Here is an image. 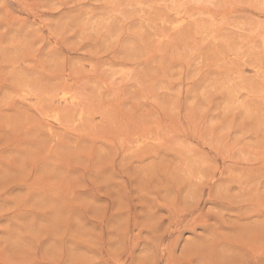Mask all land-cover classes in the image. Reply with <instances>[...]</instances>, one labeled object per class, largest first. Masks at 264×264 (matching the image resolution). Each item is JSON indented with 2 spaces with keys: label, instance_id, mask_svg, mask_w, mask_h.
I'll use <instances>...</instances> for the list:
<instances>
[{
  "label": "clouds",
  "instance_id": "9594fccd",
  "mask_svg": "<svg viewBox=\"0 0 264 264\" xmlns=\"http://www.w3.org/2000/svg\"><path fill=\"white\" fill-rule=\"evenodd\" d=\"M73 4L89 16L93 6L103 4L109 10V19L133 7L119 0H0V20L10 5L33 20L24 38L5 40L0 30V66H9L8 71L0 72V83L12 86V91L0 96V112L17 99L37 95L41 90H33L29 84L53 70L58 69L65 77L84 72L97 80L102 78V70L64 66L63 61L54 62L47 54L41 55L37 41L43 29L51 31L54 23L46 20L44 13ZM135 7L144 10L135 13L142 21L147 13L160 23H170L162 17L177 12L200 22L202 32L198 35L205 42L211 41L214 49L208 62L219 68L221 75L218 86L206 89L197 100L207 103L215 95H226L230 108L241 113L234 125L239 134L218 137L206 110L195 101L184 102L183 113L178 102L169 126L157 127L136 107L113 103L112 97L99 91L79 95L84 116L74 118L72 126H79L80 135L87 137L91 146L82 149L79 143H73L64 154L79 164L80 175L74 187L62 183L54 170L43 181L58 198L50 204L57 221L48 226L49 232L59 234L66 229L60 212L65 205L80 209V215L71 218L77 229L75 243L69 246L63 239L58 242L61 264H184L186 256L177 254L181 246L185 254L197 259V264H264V0H149ZM57 27L65 36L79 32L78 43L99 35L94 24L87 21ZM244 66L256 69L253 77L243 73ZM24 68L35 70L37 75H27ZM168 86L156 84L141 99L167 91ZM189 136L203 140L211 151L188 142ZM178 146L183 153L180 161L166 166L160 153ZM106 169H111L112 175H105ZM185 184L190 185L188 192L177 199V189ZM77 187L90 191L94 199L77 201ZM97 198H106L108 203L98 205ZM208 202L224 211L215 207L205 211ZM109 204L123 216L116 225L104 222L103 213ZM83 217L95 220L99 230L86 227ZM165 219L167 227L162 225ZM12 223H18L14 216L9 224H0V232L9 231ZM32 231L31 226H24L14 239L0 237V264H49L46 254L35 252L37 239L31 241L32 249L26 257L20 255ZM141 242L143 250L137 252ZM80 244L90 253L86 259L79 255L76 245Z\"/></svg>",
  "mask_w": 264,
  "mask_h": 264
},
{
  "label": "rangeland",
  "instance_id": "374dc122",
  "mask_svg": "<svg viewBox=\"0 0 264 264\" xmlns=\"http://www.w3.org/2000/svg\"><path fill=\"white\" fill-rule=\"evenodd\" d=\"M119 2L133 7L126 8L123 15L113 19L108 18L109 10L103 4L93 6L91 16L74 4L59 11H46L44 18L54 22L52 30L43 29L37 41L41 55L47 54L54 62L63 61L64 66L82 65L85 70H102L100 80L84 72L65 77L56 69L49 75H40L37 81L29 84L33 90H41L37 95L28 96L25 100L17 99L0 112V224H9L13 216L18 221L12 223L9 231L0 232V237L14 239L17 232L24 230V226H31L33 231L24 241L21 256H27V252L32 249L31 241L37 239L35 252L46 254L49 264H61L59 240L63 239L65 245L69 246L75 243L77 229L71 218L80 215V209L74 204L65 205L60 212L66 229L59 234L49 232L48 226L57 221V214L52 211L50 204L58 198L52 196L43 181L54 170L60 175L62 183L74 187V181L80 175L79 164L64 154L73 143H79L82 149L91 146L88 138L80 135L79 126H72L74 118L84 116L79 95L99 91L102 96L112 97L113 103L136 107L143 113L145 120L157 127L169 126L170 114L178 102L183 113L184 102L195 101L201 109L206 110L209 123H214L218 137L239 134L234 125L241 119V113L230 108L226 95H215L207 103L197 100L206 89L218 86L221 75V70L208 62L207 58L214 55V49L211 41L205 42L198 35L202 32L200 22L190 21L177 12H169L162 17L170 23H160L147 13L142 21L135 13L144 10L135 6L149 0ZM85 21L94 24L99 35L82 43H78L81 39L79 32L65 36L57 27ZM148 24L152 27H148ZM32 26V17L17 12L14 5L9 6L7 15L0 20V30L4 31L5 40L24 38ZM141 27L144 30L138 33L136 30ZM77 44L78 47H69ZM8 68V65H2L0 72H6ZM23 70L29 76L37 75L35 70ZM255 72L254 67H243V73L249 78ZM156 84L170 86L167 91L151 95L149 99H141ZM10 91L12 86L9 83H0V96ZM188 142L197 144L205 152L211 151L203 140L198 141L189 136ZM182 154L179 146L160 153L166 166L167 163H178ZM52 164H55L54 169L50 168ZM105 175H112L111 169H106ZM255 178L259 179L258 176ZM189 187L185 184L178 188L177 199L187 193ZM76 193L77 201L94 199L91 192L83 187H77ZM207 195L208 189L205 188L204 196ZM95 203L100 205L108 201L106 198H97ZM208 207L224 211L212 202H208L204 210ZM114 208V204H109L103 213L104 222L108 225H116L123 218ZM82 221L86 227L99 230V225L92 218L83 217ZM162 225L167 227L166 219ZM76 247L81 259H86L90 254L85 245ZM143 247L141 242L136 251L143 250ZM177 254L186 256L184 264H197L195 257L185 254L183 246Z\"/></svg>",
  "mask_w": 264,
  "mask_h": 264
}]
</instances>
